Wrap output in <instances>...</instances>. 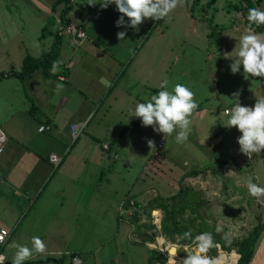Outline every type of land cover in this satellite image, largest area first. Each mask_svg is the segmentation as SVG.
Masks as SVG:
<instances>
[{
  "label": "rangeland",
  "instance_id": "rangeland-1",
  "mask_svg": "<svg viewBox=\"0 0 264 264\" xmlns=\"http://www.w3.org/2000/svg\"><path fill=\"white\" fill-rule=\"evenodd\" d=\"M210 1L178 0L177 7L164 19L153 21L150 18L146 26L148 30L146 35L149 37L144 47L147 54L152 52L156 58H153L149 65L144 60L146 73H143L142 83L143 86L150 87L167 79L169 88L175 83L186 84L191 87L198 108L210 106L217 113L224 107L230 108L235 98H240L246 91L250 92L255 87L261 86V92L264 93L262 83L264 78L251 77L250 74L242 72L232 74L229 71L231 59L226 56L234 54L239 36L246 29L241 21V15L232 8L240 0H214L209 4ZM54 2L55 0H0V58H19V52L23 47L27 50L21 57L28 54L32 58H39L51 48L52 39L47 37L41 39V35L43 27L44 34L47 30L54 31V26L50 27L52 22L50 12ZM81 2L86 9L89 0H75L74 3ZM98 5L99 3L90 6L93 8ZM60 9L58 6L53 11L56 14ZM85 11L90 12L87 9ZM20 41H23L25 46H21ZM143 41L144 39L137 46L130 47L132 50L124 57L122 68L128 65L131 67L141 60V53L134 57ZM6 91L2 90V94L4 95ZM235 92L239 94L233 98ZM115 95L119 97L116 103L113 102ZM7 97L10 100H17L15 103L23 108L28 103L22 96L19 97V101L14 98L15 96L11 98V94ZM123 99V93L117 94L116 86L110 96L96 103L92 114H95L94 118L85 131L80 133L79 140H82L83 146L88 150L84 157H71L79 152L82 144L77 145L70 136L72 141L67 143V150L71 155L61 168L65 167L66 178L71 176L75 161L77 166L82 168L83 174L79 178V183L75 184L78 186V198L67 203L65 199L60 200L57 197V200L53 201L56 205L46 211L43 219L41 217L38 219L35 213L32 215L33 211L29 214L26 210L18 222L13 224L15 232H11L8 242L0 246V252L9 260L13 251L7 248L10 242L30 245L31 237L39 236L44 241L46 250L44 253L34 254L27 261L44 257L58 258L76 252L80 264H147V258L151 253L162 251L167 257L165 264H175L165 249L181 244L162 234L163 211L161 213L155 211L150 203L141 206L135 202L133 205L129 204V212L126 205L118 210L120 202L124 203L134 194V187L138 185L137 178L141 173L154 169V166L157 167L156 163L162 164L163 172L156 178L159 183V189L156 190L158 197L151 200L152 203L162 205L165 195H175L180 188L196 192L204 217L205 231H215L216 226L220 225L221 232H215L216 235L224 234L230 242L245 237L259 221L264 224V198L257 202L248 195L246 189L249 177L253 178V182L257 181L264 186L263 165L259 166L257 173L254 167L251 172L250 164L254 163L253 160L236 153L237 158L232 156V161L225 158L228 162L225 167H221L223 162L220 164L216 162L213 167L219 164L218 171L204 169L201 165L196 168L203 170L200 175H185L187 169L197 166L195 160L197 157L190 156V153L193 155L194 148L184 142H175L172 136H164L165 144L163 148L158 149V142H162V133L153 132L151 126L133 127L135 117H127L132 106H128L127 100ZM110 102L117 109L109 110L107 107L111 105ZM121 109L125 111L120 115L118 110ZM119 122L122 123L120 131L127 126L129 130L121 140L112 145V152L118 156L116 160L113 159L112 152L108 156L101 151L99 141L112 143L119 131H116ZM138 123L140 125V122ZM226 134L228 137H237L236 130H228ZM96 138L97 140H94ZM148 140L153 142L152 148L148 147ZM238 147L237 144V150ZM212 149L215 150V147ZM93 150L98 153L99 162L91 155ZM216 151L214 159L218 157L220 148ZM263 160L262 157L257 158V162ZM70 162L72 166L69 168ZM162 175L167 185L161 182ZM148 176L147 183L152 178L150 174ZM66 178L60 182H64ZM20 181L21 177L18 183ZM22 182L26 184L28 180L23 179ZM133 198L139 200L140 196ZM191 215L186 210L182 218ZM198 224L199 220L196 219L195 226L191 228L197 229ZM147 237H151V240ZM232 251L234 252L231 250L230 253ZM48 252L57 254L50 255ZM215 253L213 257H218V250H215ZM230 253L226 256L231 259ZM185 255L181 247L173 259L179 264ZM9 260H6L5 264H9ZM229 261L227 259L225 262L223 258L220 264H229Z\"/></svg>",
  "mask_w": 264,
  "mask_h": 264
},
{
  "label": "crops",
  "instance_id": "crops-1",
  "mask_svg": "<svg viewBox=\"0 0 264 264\" xmlns=\"http://www.w3.org/2000/svg\"><path fill=\"white\" fill-rule=\"evenodd\" d=\"M74 2L75 0H72V9L66 15V21L82 27L86 37L79 46L75 47L71 44L69 38L60 36L61 44L56 71L51 69L48 74L44 75L41 71L36 70L24 80L16 75H10L17 74L22 70L25 55L21 57V54H24V51L27 50L26 47L21 48L22 53L19 52V58H0V130L7 138L5 149L0 155V175L2 178L0 183V229L8 230L10 237L15 227L13 224L18 222L26 210H28L29 214L33 211L32 215L35 213L38 219L40 217L43 219V216L47 214L46 211L56 205V202L53 201L57 200V197L60 200L62 198L65 199L64 201L67 203L78 198V186L75 184L79 183V178L83 174L82 168L78 167L77 161H75L73 172L67 178L64 177L66 175V172H64L65 167L61 168V165L66 163L71 155L67 150V143L69 144L72 141L69 134V127L72 124H84L83 133L95 116V114H92L96 103H100L104 97L110 96L116 86L117 94L123 93V100L126 99L130 107L137 101L148 97L149 94L155 93V89L158 90L159 83L150 87L143 86L144 84L142 83L143 73H146V62L149 65L150 61L156 58V56L152 55V52L147 54V49L144 47L149 37L146 35L148 31L146 26L150 18L144 20L138 26V31H133L131 28H118L114 26V21L119 13L111 5L107 8H101L100 5L92 8L87 5L86 9L90 12H86L82 5L83 2L81 4ZM50 13H52L50 27L53 28L52 26H54V31L47 30L44 34L45 27H43L41 39H45V37L52 39V46L54 34L58 32L60 26V11L55 14L51 10ZM118 31H125L126 39L118 40L116 37ZM142 39L144 41L134 57L136 58V55L141 53V60L139 59L131 67L128 65L122 68L124 57ZM19 44L22 46L24 42L20 41ZM61 76L64 77L63 81L59 80ZM57 83H61L63 87L57 89ZM262 83L264 84V82ZM261 88L259 86L250 92L246 91L243 96L237 99V102L240 105L251 107L255 102V96H264ZM2 90H7L4 95ZM9 94H11V98L15 96L14 98L18 99V101L20 96L25 98L28 102L25 108L17 105L15 103L17 100H10L7 97ZM118 99L119 97L115 95L113 102L116 103ZM110 104L109 107L106 106L109 110L111 108L117 109L111 102ZM100 107L101 104L99 105ZM199 108L197 107L191 115L192 133L189 134L187 141L184 142L194 148L193 155L190 153L191 158L193 156L197 157L195 159L197 166L194 165L190 170L202 165L204 169L211 168L215 172L218 171L217 169L221 162H223L221 167H225L228 163L227 159L232 161V156L237 158L236 153H240L237 150L236 137H228L226 134L228 130H236V128L235 126H223L226 122V114L223 111L229 109V107H224L221 112L217 113L210 106ZM105 111L108 113L107 109ZM118 111H120L118 114L121 115L125 109ZM138 122L140 120L136 118L133 122V127H140L141 124L139 125ZM121 126L122 123L119 122L116 131ZM40 127H46L47 130L39 132L38 129ZM125 128L126 133L129 127ZM119 132L120 130L115 136ZM236 132L237 136H239L240 133L237 130ZM125 133L118 140H121ZM81 134L75 139V142L77 145L81 143L82 147L79 152H76L71 157L80 158L88 153V150L83 146L82 140H79ZM161 139L163 142L161 148H163L165 144L164 136ZM94 140H97V138ZM102 145H107V150H104ZM99 146L101 151L108 156L113 151L112 144L109 142L103 141L101 143L99 141ZM212 147H215V150ZM219 148V155L214 159L217 154L216 150ZM73 149L74 147L71 152ZM50 155H56L61 159L58 167L54 168L49 163L48 157ZM91 155L98 162L100 161L96 151L93 150ZM112 157L113 159H118L117 154L114 152H112ZM226 157L227 159H225ZM259 157L264 158V149L259 154H253L252 158H250L254 162L252 165L249 163L251 172H253V167L256 173L260 165L264 167V160L257 162ZM216 162L219 164L213 167ZM156 165L157 167L154 166V169H148L147 173H141V176L137 178L139 183L134 187V194L132 197L127 198L124 203L120 202L118 210L123 209L126 205L127 212H129V204L131 202L145 206L158 197L156 190L159 189V183L156 178L163 171H161V163H156ZM71 166L72 163L69 168ZM233 167L235 168L236 166ZM190 170L187 169L184 174L186 175ZM202 171L199 170L198 175ZM148 174L152 176L149 183H147ZM19 177H21L20 183H18ZM63 178H66V180L60 182ZM23 179H27L28 182L25 184L22 182ZM162 179L161 182L167 185L163 175ZM181 180L182 178H180ZM19 187L22 190L18 189ZM138 195L140 196L139 200L133 198ZM145 195L147 196L144 197ZM170 196L172 195H165L163 198ZM31 202L32 204L30 205ZM33 205L37 208H34ZM155 211L162 212L161 210ZM119 216L122 219L120 213ZM125 220L127 222V218ZM48 254L54 255L57 253L48 252ZM249 264H264V233L261 235L254 256Z\"/></svg>",
  "mask_w": 264,
  "mask_h": 264
},
{
  "label": "clouds",
  "instance_id": "clouds-1",
  "mask_svg": "<svg viewBox=\"0 0 264 264\" xmlns=\"http://www.w3.org/2000/svg\"><path fill=\"white\" fill-rule=\"evenodd\" d=\"M97 3L101 8L114 5L119 13L114 26L138 31V26L144 20L151 18L153 21H160L167 17L177 7L178 0H89L88 4ZM246 20L249 26L239 36L238 47L233 55L226 56L231 59L229 71L232 74L242 72L250 74L251 77L264 78V34L257 33L252 27L264 25V10L259 7L249 8ZM116 37L118 40L126 39L125 31H118ZM56 70L57 64L54 62L52 71ZM62 87L61 83L56 84L57 89ZM238 94L233 93V98ZM193 97L194 93L190 86L175 83L169 88V81L163 79L159 82L158 91L137 101L130 108L127 117H138L141 126H151L153 132L172 136L175 142L183 143L191 133V115L197 108V102ZM223 126H235L240 133L236 137V143L241 154L248 158H252L253 154H259L264 149V96H255V102L251 107L240 105L235 98V103L226 110V122ZM147 144L148 147H153L151 140H148ZM246 189L248 195L257 202L264 198V186L253 182L252 177L246 181ZM153 214L155 215V211ZM215 232H221L220 225L216 226ZM6 235L7 233L0 229V243H3ZM182 239L189 241L188 246L172 245L165 249L175 264L177 261L173 257L181 247L186 255L179 264H220V257L207 255L209 249L219 247L213 240L211 232L203 231L195 235L185 232ZM7 248L13 250L11 258L9 260L4 253H0V264H5L6 260H9V264H25V261L34 254L44 253L46 250L45 243L39 236H32L30 245L12 241ZM230 255L238 254L234 251Z\"/></svg>",
  "mask_w": 264,
  "mask_h": 264
},
{
  "label": "trees",
  "instance_id": "trees-1",
  "mask_svg": "<svg viewBox=\"0 0 264 264\" xmlns=\"http://www.w3.org/2000/svg\"><path fill=\"white\" fill-rule=\"evenodd\" d=\"M213 1L214 0H211L209 4H212ZM72 5L73 4L71 0H55L54 4L52 5V11L58 6L61 7L59 14L61 27L67 23L66 15L72 9ZM251 7H259L264 10V0H240L238 4L232 6V8L241 15V21L246 28L249 26L248 21L246 20V14L247 10ZM252 27L257 33L264 34V25H253ZM60 44L61 37L58 35V32H55L51 49L48 52L43 53L37 59H34L30 55L26 54L24 56L22 70L17 74L10 75H16L18 78L24 80L36 70L41 71L44 75L48 74L52 69L53 63H57ZM156 91L158 90L155 89L154 92ZM136 118L138 117H135L133 122ZM125 131L126 128L121 130L115 136V139L111 144L113 145V143L117 142V140L122 137ZM198 171L199 170L194 169L188 171L186 174L197 176ZM162 202V205L157 204L156 202H150L152 208L164 212L161 222L162 234L166 235L173 241L184 245L189 244V241L182 239L185 232H190L192 235H195L196 233L205 231V225H203L204 217L201 214V207L198 204V195L196 192L180 188L177 194L168 198H163ZM186 210H188V212L192 215L187 218H182ZM196 219L199 220V224L196 225L197 229H192L191 227L195 226ZM263 231L264 224L259 221L255 226L252 227L250 232L245 237L237 241L230 242L224 234L218 236L214 230L211 233L213 240L220 246L222 251L230 253L231 250H234L239 255L236 264H249L254 256L256 246ZM147 239L151 240V237H147ZM215 254V248H213V250L211 249L207 255L213 257ZM75 256H78V253L61 255L58 258L44 257L32 261H25V264H71V259ZM166 259L167 257L161 252L155 251L148 256L147 264H165Z\"/></svg>",
  "mask_w": 264,
  "mask_h": 264
},
{
  "label": "built area",
  "instance_id": "built-area-1",
  "mask_svg": "<svg viewBox=\"0 0 264 264\" xmlns=\"http://www.w3.org/2000/svg\"><path fill=\"white\" fill-rule=\"evenodd\" d=\"M58 35L69 38L71 44L73 46H75V47L79 46L83 42L85 37H86L83 28L80 27V26L74 25L72 23H66L64 26L60 27L59 30H58ZM59 80L63 81L64 77L61 76L59 78ZM223 113L226 114V110H224ZM83 129H84V124H82V123L72 124L69 127V134L72 137V140H75L79 136V134L83 131ZM43 130H47V128L46 127H40L38 129L39 132H41ZM6 143H7V138L5 137L3 132L0 130V155L3 153V151L5 149V146H6ZM162 145H163V142L158 143L157 148H161ZM102 148L104 150H107V145H102ZM48 161H49L50 164H52V166L54 168H56L60 164L61 159L59 157H57L56 155H50L48 157ZM1 181H2V178H1V175H0V183H1ZM130 205H133V203L131 202ZM2 230L4 232H6L7 235H6L3 243H0V246H3L7 242L9 237H10V232L8 230H5V229H2ZM215 250H218V253H219L218 257L223 256L225 258V262H226L227 259L230 260V258H227V256H226L227 253L225 251H222L220 246L218 248H215ZM163 255H165V254L163 253ZM77 258L78 257H73L72 258V260H71L72 264H80V260H78ZM237 259H238V257L236 258V261H237ZM236 261H235L234 264H236Z\"/></svg>",
  "mask_w": 264,
  "mask_h": 264
},
{
  "label": "bare ground",
  "instance_id": "bare-ground-1",
  "mask_svg": "<svg viewBox=\"0 0 264 264\" xmlns=\"http://www.w3.org/2000/svg\"><path fill=\"white\" fill-rule=\"evenodd\" d=\"M223 256L220 257V261L223 260ZM236 258H237V255L236 256H232L231 259H230V263L229 264H234L235 261H236Z\"/></svg>",
  "mask_w": 264,
  "mask_h": 264
}]
</instances>
